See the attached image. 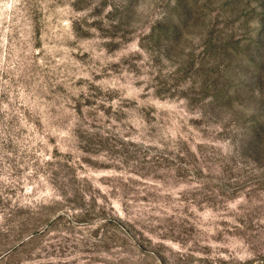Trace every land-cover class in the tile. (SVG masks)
Listing matches in <instances>:
<instances>
[{
    "label": "rangeland",
    "instance_id": "obj_1",
    "mask_svg": "<svg viewBox=\"0 0 264 264\" xmlns=\"http://www.w3.org/2000/svg\"><path fill=\"white\" fill-rule=\"evenodd\" d=\"M0 264H264V0H0Z\"/></svg>",
    "mask_w": 264,
    "mask_h": 264
}]
</instances>
